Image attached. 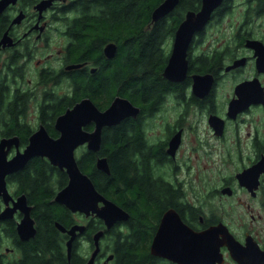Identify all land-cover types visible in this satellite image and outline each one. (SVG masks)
Wrapping results in <instances>:
<instances>
[{"label": "flooded vegetation", "instance_id": "obj_1", "mask_svg": "<svg viewBox=\"0 0 264 264\" xmlns=\"http://www.w3.org/2000/svg\"><path fill=\"white\" fill-rule=\"evenodd\" d=\"M40 1L9 0L0 8V94L3 97L1 108H8V104L13 102L17 95L16 102L20 104L24 102L21 110L23 113L19 111L17 115L20 125L44 124L40 117L42 106L47 109L54 105L53 96L68 97L71 94L73 85L70 76L80 71L92 74L99 67V64L92 60L70 59L69 48L74 43L70 26L77 15V11L72 7L74 2L79 0H50V4L42 10L36 6ZM200 2L197 8L200 7ZM234 11L237 12L239 19L231 24L222 25L224 16ZM263 18L264 0H223L212 11V17L206 26L193 35L187 48L186 75L179 81L170 80L162 74L171 51L175 27L169 41L161 43L162 46L164 43L169 46L161 75L170 84L163 89L149 112H144L138 104L131 101L139 108L136 116L127 117L138 120L139 123L137 127L141 142L132 153L136 172L142 175L147 162L153 180L159 181L160 183L156 182L158 185L165 182L171 191H176L172 194L171 201L166 200L165 193H160L158 204L160 210L146 233L150 258L148 264H183L179 260L153 252L154 237L162 217L169 210L173 213L169 214L170 222L163 237L165 239L174 238L179 234V230L175 231L174 224L180 220L193 230H203L223 222L241 243L245 242L246 236H252L264 250V168L259 169L255 186L252 184L254 179L248 180L238 176L247 170H251V174L254 175L255 170L252 167L264 157V102H250L234 115L228 113L229 102L238 96L235 88L239 83L256 80L264 89V69L257 65L254 48L247 45L249 39L260 40L264 44ZM208 30L215 35L208 36ZM202 56H207L208 59L218 57L219 63L206 70L197 69L195 62ZM237 59L242 61L230 66ZM70 64L78 66L68 68L67 65ZM198 73L212 75L211 87L204 95H197L192 89L193 74ZM249 86L258 87L256 82H251ZM213 115L219 119L210 121V116ZM7 119L6 115L1 120V125H7ZM10 135H18L19 147L22 149L26 143H21L19 134L0 135V138ZM174 136H177L178 142L171 148L170 141ZM186 138L190 143L187 158L182 147ZM14 151L15 148L12 147L8 156ZM144 154L148 157L147 161H143ZM193 156L197 161L203 158L205 160L200 165L192 160ZM209 163L214 168L212 171ZM228 165L233 170L222 176L220 185L207 186L212 178L217 177L219 168ZM262 166L264 167V162ZM54 167L65 172L57 166ZM20 169L6 175L10 199L6 202L0 196L1 212L4 207H12L18 196L25 195V200L17 206L11 216L0 218L1 264H13L21 260L23 257L21 242L34 238L37 232L34 206L27 191H18L15 181L11 180L13 174ZM210 171V175L213 176L207 175ZM67 179L66 174L65 183L59 186L55 193L66 184ZM224 187H229L230 193L223 192ZM204 188L206 190L201 192ZM238 191L248 194L251 198H258V201L252 203L238 197L251 221L262 219L263 225L259 230L243 223L241 233L237 234L225 219L231 216L232 205L224 209L222 203L211 201L218 192L235 196ZM54 195L53 201H56ZM60 204L68 210L67 219L63 222L54 220V225L60 234L62 241L60 248L66 262L68 264L113 262L114 252L105 245L104 237L112 228L114 231L126 232L128 218L118 220L107 228L103 220L95 214H86L84 211L72 210L63 203ZM220 208L224 209L223 212ZM254 208H258L259 211L255 212ZM26 214L33 220L34 233L22 238L17 231V224ZM10 221H13L15 228L12 235L5 231L6 224ZM73 226L76 227L68 250L67 241L72 236L68 230ZM131 230L133 231V225L129 226V233ZM220 251L223 262L215 264H226L228 261L237 264L230 256L226 245H221ZM109 255L112 256L108 258ZM90 258L92 262L88 263ZM193 264H212V261L204 260L202 263Z\"/></svg>", "mask_w": 264, "mask_h": 264}, {"label": "trees", "instance_id": "obj_2", "mask_svg": "<svg viewBox=\"0 0 264 264\" xmlns=\"http://www.w3.org/2000/svg\"><path fill=\"white\" fill-rule=\"evenodd\" d=\"M162 0H79L74 2L77 11L70 26L74 43L70 46V59L92 60L99 64L98 70L74 72L71 77L73 90L67 96H53L54 105L42 106L41 119L48 132L56 136L54 118L80 97H90L99 108L109 105L117 94L138 104L144 112H149L163 89L170 84L161 75L165 63L166 42L188 9H198L200 0H179L167 15L152 21L151 12ZM66 23V22H65ZM66 24H70L67 22ZM107 41L117 44L115 54L107 58L102 51ZM168 50V49H167ZM166 50V51H167ZM219 63V59L200 57L195 67L206 70ZM194 67V68H195ZM0 94V135L19 134L25 144L34 130L31 125H20L18 113L24 107L17 103V95L8 108L2 109ZM48 100L51 99L48 97ZM23 113V111H21ZM7 115V125L1 120ZM138 120L125 118L103 130L102 142L98 151L83 147L77 157L78 165L93 180L96 188L129 213L123 232L112 228L104 237L105 245L114 252L115 259L110 264H148L147 235L153 218L158 214L160 193H165L171 201L169 185L154 181L149 174L147 162L144 172H136L132 153L141 139L138 135ZM92 125H89L91 128ZM107 157L110 172L106 173L95 166L96 157ZM143 161H147L146 154ZM18 191H27L33 214L37 220L34 238L21 242L23 257L13 264H68L61 252L62 241L54 220L66 221L68 210L53 201L55 190L66 181V174L49 163L45 157H32L23 169L13 174ZM160 183V182H159ZM133 231L129 233V226ZM5 231L10 235L15 231L13 221L6 224ZM78 263H80L78 261ZM1 264V263H0ZM74 264V263H73Z\"/></svg>", "mask_w": 264, "mask_h": 264}, {"label": "water", "instance_id": "obj_3", "mask_svg": "<svg viewBox=\"0 0 264 264\" xmlns=\"http://www.w3.org/2000/svg\"><path fill=\"white\" fill-rule=\"evenodd\" d=\"M222 1L201 0L198 9H188L184 13L174 32L171 51L162 72L164 76L176 81L185 77L188 66L187 48L192 37L195 32L206 26L212 17V11ZM8 2L9 0L0 1V8ZM178 2L179 0H162L152 10L151 20L155 21L167 15ZM49 4L50 0H41L36 6L42 10ZM247 45L254 48L257 54V65L264 69V44L260 40L249 39ZM116 48L117 44L114 41H107L103 45L102 51L107 58H111L114 56ZM241 61L242 59H237L230 66ZM74 66H78V64L67 65L68 68ZM251 82H256L258 87L249 86ZM211 84V74H193L192 89L195 94L204 95L209 91ZM235 92L238 96L229 102V114L234 115L250 102H264V89L256 80L239 83ZM138 110L139 108L129 98L119 94L115 95L105 108H99L90 97L84 96L55 117L53 127L58 132L56 136L51 135L44 124H40L29 134L22 149L19 147L18 135L2 136L0 138V196L6 202L11 197L7 189V174L22 168L33 156H42L67 174V182L57 190L54 200L63 203L72 210L95 214L103 220L107 228L118 220L127 219L128 211L100 192L91 177L82 171L78 165L75 151L81 145H85L89 150L98 151L102 142L103 129L115 125L129 116H136ZM214 119L219 118L214 115L210 116V121H214ZM221 121L220 127L222 126ZM89 125H92L91 128ZM177 142V136H174L170 141V147L174 148ZM12 147L15 148V151L11 156H8ZM263 162L264 157L252 167L255 170L254 175L251 174V170H247L238 176L248 180L254 179L252 184L255 186L259 169L264 168ZM95 166L101 171L110 172L107 157L104 155L96 157ZM246 184L252 186L249 183ZM222 191L230 193V188L224 187ZM17 199L12 207L7 206L1 210L0 218L11 216L17 206L23 203L25 195L22 194ZM170 213L173 211H167L161 219L152 243L154 253L179 260L183 264L202 263L204 260H211L212 264H215L223 262L220 246L226 245L230 256L237 264H264V250L258 246L254 238L246 236L245 242L241 243L223 222H218L203 230H193L180 220L179 223L175 222V226L173 225L177 228L175 231L179 230L180 235L177 234L176 238H163L166 235L167 224L170 222ZM75 227L68 230L72 233L67 241L68 250ZM62 229L64 228L62 227ZM17 231L22 238H27L34 233L33 220L28 214L17 224ZM101 234L102 230H100ZM111 256L109 255L108 258ZM91 262L92 258L88 263Z\"/></svg>", "mask_w": 264, "mask_h": 264}, {"label": "rangeland", "instance_id": "obj_4", "mask_svg": "<svg viewBox=\"0 0 264 264\" xmlns=\"http://www.w3.org/2000/svg\"><path fill=\"white\" fill-rule=\"evenodd\" d=\"M239 18L237 16V12H232V13H229L228 15L224 16V18L222 19V25H228V24H231L235 21H237ZM263 20V27H264V18L262 19ZM62 24H65V23H62ZM207 35L208 36H214L215 34L211 33L210 30H208L207 32ZM169 41V39L167 40ZM166 41V42H167ZM213 41V40H212ZM164 49V53H166V50L168 49V44L167 43H164L163 44ZM258 117V115H256V118ZM33 126L34 128L37 126V125H31ZM244 128L246 129L247 126L245 125ZM244 131V130H243ZM242 131V132H243ZM84 146H78L76 148V156L78 157L79 154L81 153L82 149H83ZM184 147V153H185V158H187V155H188V149L190 147V143L189 141L187 140V138L185 139L184 141V144L183 146ZM192 160L196 163H199L200 165L203 163V161L205 160V158H203L202 160L200 161H197L195 159V157L193 156L192 157ZM191 163L193 164V162L191 161ZM208 165H210V170L212 171L214 168H212V164L209 163ZM193 166H195L193 164ZM233 170V169H232ZM231 167L228 166H225V167H222V168H219V171H218V174H217V177H214L211 179L209 185L207 186H219L221 181L223 180L222 176L224 175H227L228 172L231 173ZM211 171L207 174V175H210L211 174ZM210 176H213V175H210ZM184 177V176H183ZM201 187V185H200ZM206 188L202 189L201 192L205 191ZM238 197L242 198V199H245L247 201H250L252 203H255L256 201H258V198H251L249 197L248 194H245L244 192L242 191H238L237 194L235 196H228L226 194H222V193H219L216 194L213 198H211V201H214V202H220L223 204V208L224 209H227L230 204L232 205V214L230 217H225L227 223L230 225V227L237 233H241L240 229H241V225L243 223H247L248 225H251L255 228V230H259L260 229V226L263 225L262 224V219L261 218H258L256 220H253L251 221L250 218H249V215L247 213V210L245 209V207L243 205H241ZM223 209V210H224ZM220 210L223 212V210L220 208ZM255 212H258L259 209L258 208H254ZM108 264V263H106ZM226 264H234L233 262L231 261H228Z\"/></svg>", "mask_w": 264, "mask_h": 264}]
</instances>
